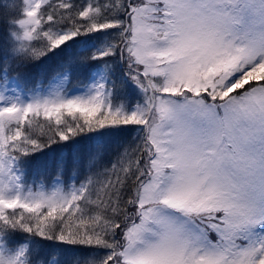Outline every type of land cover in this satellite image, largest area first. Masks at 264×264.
<instances>
[{"label":"snow or ice","instance_id":"1","mask_svg":"<svg viewBox=\"0 0 264 264\" xmlns=\"http://www.w3.org/2000/svg\"><path fill=\"white\" fill-rule=\"evenodd\" d=\"M0 27V264H264V0H18Z\"/></svg>","mask_w":264,"mask_h":264},{"label":"trees","instance_id":"2","mask_svg":"<svg viewBox=\"0 0 264 264\" xmlns=\"http://www.w3.org/2000/svg\"><path fill=\"white\" fill-rule=\"evenodd\" d=\"M57 2H58V0H57ZM72 2L74 4H76L77 6H83L84 7L85 5H87L86 7H88L90 4L95 3L96 0H72ZM17 4H18V0H0V15H3L4 11L7 8H11L13 6H16ZM44 7H45V4H42L41 9H43ZM2 32H3V28L0 27V33H2ZM93 35H95V34H93ZM48 63H50V62L47 60V58H45V60L42 62H39L38 67L33 68L32 71H39V68L41 65H47ZM38 119L43 121V117H39ZM53 147H55V146H53ZM45 151L47 152L49 150H45ZM36 155L40 156L41 154L37 153ZM8 211H12V210L10 209ZM52 243H54V242H52Z\"/></svg>","mask_w":264,"mask_h":264},{"label":"rangeland","instance_id":"3","mask_svg":"<svg viewBox=\"0 0 264 264\" xmlns=\"http://www.w3.org/2000/svg\"><path fill=\"white\" fill-rule=\"evenodd\" d=\"M86 6L87 5H85L84 7H86ZM72 91H73V94H80L79 88H74V89H72Z\"/></svg>","mask_w":264,"mask_h":264}]
</instances>
